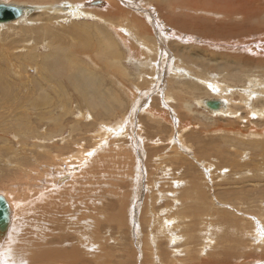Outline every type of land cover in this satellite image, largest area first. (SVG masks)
<instances>
[{"label":"rangeland","instance_id":"1","mask_svg":"<svg viewBox=\"0 0 264 264\" xmlns=\"http://www.w3.org/2000/svg\"><path fill=\"white\" fill-rule=\"evenodd\" d=\"M0 2V264H264V0Z\"/></svg>","mask_w":264,"mask_h":264},{"label":"bare ground","instance_id":"2","mask_svg":"<svg viewBox=\"0 0 264 264\" xmlns=\"http://www.w3.org/2000/svg\"><path fill=\"white\" fill-rule=\"evenodd\" d=\"M111 5H113V6H115V2H110V1H108ZM0 3H4V2H0ZM4 4H6V5H12V4H14V3H4ZM19 5V4H18ZM18 5H15V6H18ZM67 5V4H66ZM66 5H64V7L66 6ZM20 6V5H19ZM68 6H69V10L68 11H70V10H74V12L75 13H78V11L81 9L79 6H77V7H75V6H71V5H67L66 7L68 8ZM21 7V6H20ZM22 8V10H21V15H20V17H18L19 19H22L26 14H27V11L29 10V7H21ZM108 9H110V8H108ZM28 16V15H27ZM100 16V15H99ZM18 18H16V19H18ZM14 20V19H13ZM96 30H97V28H96ZM95 34V33H94ZM93 34V35H94ZM98 34V33H97ZM96 34V35H97ZM98 38V37H97ZM96 38V39H97ZM47 40H48V42H49V44L51 43V44H56V34H51V35H49L48 37H47ZM92 40V39H91ZM109 40V39H108ZM42 41V38H41V36H37L35 39H34V42H33V47H35L37 44H39L40 42ZM93 41V40H92ZM105 41H107V40H105ZM104 41H102V43H101V41H100V44H104L105 46H106V44L108 43V42H104ZM90 44V43H89ZM88 44V45H89ZM92 44H95V42L94 43H91L90 45L92 46ZM99 44V46L101 47V45ZM90 47V46H89ZM102 48V47H101ZM104 48V52H105V54H108V49L110 48L108 45H107V47H103ZM100 49V48H99ZM101 50V49H100ZM99 51V50H98ZM90 52V51H89ZM91 53V52H90ZM89 53V54H90ZM97 54H100L101 56H102V52L101 51H99ZM92 55V54H91ZM39 57V55H35V56H33V58H37V59H39L38 58ZM104 65H106L107 66V64L105 63ZM36 66L37 67H39L40 65H39V63L38 62H36ZM112 66H114V65H112ZM116 67V66H115ZM41 68V67H40ZM39 68V69H40ZM114 68V67H113ZM117 70H118V68H116ZM181 71V70H180ZM37 73H40V71L38 70L37 71ZM39 83V82H38ZM53 83V82H52ZM208 85V84H207ZM20 85L19 84H17V86L16 87H19ZM208 88L212 91V93H216V88H215V86L214 85H212V86H210V85H208ZM250 95V94H249ZM112 99H114V98H112ZM116 99V98H115ZM114 99V100H115ZM201 101V100H200ZM217 102V106L216 107H211V105H212V102ZM203 104L206 108H208V109H210L212 112H220V111H222V109H224L225 108V106H226V103L222 100V99H220V98H210V99H204V100H202V102H200V104ZM208 104H210V105H208ZM121 129V128H120ZM121 131H122V129L120 130V133H121ZM93 151H91L89 154H91ZM94 153V152H93ZM92 153V154H93ZM137 179V178H136ZM175 179V178H174ZM177 182V181H176ZM183 189H185L186 190V188L184 187ZM192 188H190V190H191ZM154 191V190H153ZM155 192V191H154ZM193 192V191H192ZM179 195V194H178ZM4 197V196H3ZM5 199V198H4ZM184 199V198H183ZM6 200V199H5ZM175 201V200H174ZM192 201V200H191ZM6 202H7V200H6ZM10 202V201H9ZM173 203V202H172ZM9 205H10V203H9ZM8 205V203H7V220H6V223L4 224V225H2L1 227H0V239H1V235H3L4 233H6V231H7V233L5 234V236L8 234V232H9V230H11L12 231V228L14 229V225L13 226H10V207H8L9 206ZM12 207V206H11ZM163 209L164 208H162L161 210L163 211ZM153 213V216H156V218L158 217L157 216V211H153L152 212ZM152 218H154V217H152ZM166 217L164 216L163 218H160L161 220H162V226H165V222H166V220H164V222H163V219H165ZM145 220V219H144ZM147 222H149V220H147ZM167 224V223H166ZM147 225H149V224H147ZM12 227V228H11ZM148 231H149V228H148ZM11 237V236H10ZM13 240V239H12ZM172 240H174L173 238H172ZM4 242V241H3ZM2 243V242H1ZM9 248V247H8ZM47 253H44V252H41L40 253V255L39 256H45V254H47V255H51V253H53V252H56V249H44ZM142 252V251H141ZM73 253H75V254H78V251H77V249L75 248V247H73ZM143 253V252H142ZM76 256V255H75ZM80 259V258H79Z\"/></svg>","mask_w":264,"mask_h":264},{"label":"water","instance_id":"3","mask_svg":"<svg viewBox=\"0 0 264 264\" xmlns=\"http://www.w3.org/2000/svg\"><path fill=\"white\" fill-rule=\"evenodd\" d=\"M21 7L15 5H6L0 3V22H8L20 17ZM210 105V104H208ZM217 102H212L211 107H216ZM7 202L2 195H0V227L6 223L7 220Z\"/></svg>","mask_w":264,"mask_h":264}]
</instances>
